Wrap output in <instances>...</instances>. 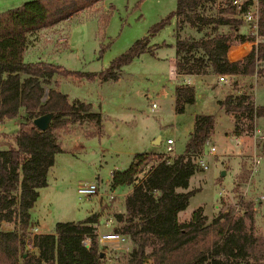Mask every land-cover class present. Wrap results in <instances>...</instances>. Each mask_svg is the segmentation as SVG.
<instances>
[{"label":"trees","instance_id":"trees-1","mask_svg":"<svg viewBox=\"0 0 264 264\" xmlns=\"http://www.w3.org/2000/svg\"><path fill=\"white\" fill-rule=\"evenodd\" d=\"M103 1L29 0L0 12V122L25 113L13 135L16 144L2 148L8 142L0 140V264H108L96 234L98 212L81 221L57 222L54 232L35 234L29 239L35 253L26 249L28 240L24 233L30 225L31 209L40 189L49 184L48 174L56 156L65 151L63 132L84 121L98 126V133L103 131L102 113L90 102L71 100L61 91L57 76L119 80L123 66L145 52L154 54L150 38L172 17L178 23L180 19L189 23L198 32L206 27L212 30L201 38H182L177 34L175 72L179 76L264 74V0H258L261 39L241 60L230 61L228 53L234 41L243 38L238 33L243 23L240 12L247 10L248 4L238 10L231 0H225L216 16L201 14V9L218 0H177L173 12L154 24L147 36L134 42L101 72L71 71L47 61L25 60L29 36L70 20ZM241 52L233 48L231 56H239ZM233 87L219 103L235 118L234 135L242 137L255 129L258 118L264 117V105H258L251 93L240 91L237 82ZM195 102L194 86H176L177 113H184ZM47 113H53L54 117L50 128L42 131L34 119ZM215 127L214 114H197L184 153L169 161L157 153H137L127 169L112 173V188L133 186L125 197V210L113 215L117 222L114 230L128 236L132 248L126 258L121 259L122 254L113 264H264V235L251 231L247 222L254 219L253 203H243L244 213H235L230 208L210 220L204 208L198 207L190 219H179L180 212L198 191L187 189ZM151 163L154 164L150 166ZM109 205L106 203L105 207ZM4 223L16 227L2 229ZM88 237L89 247L83 244Z\"/></svg>","mask_w":264,"mask_h":264},{"label":"rangeland","instance_id":"rangeland-1","mask_svg":"<svg viewBox=\"0 0 264 264\" xmlns=\"http://www.w3.org/2000/svg\"><path fill=\"white\" fill-rule=\"evenodd\" d=\"M26 1L29 0H0V12L18 7ZM225 4V0L207 3L202 7L201 14L216 16ZM176 8L177 0H104L71 20L29 36L25 60L47 61L71 71L101 72L134 42L147 36L154 24ZM180 21L178 23L177 18L172 17L152 36L149 45L154 54L145 52L123 66L119 80L55 78L61 80L60 89L71 100L90 102L94 109L102 113L103 131L98 133V126L84 121L63 132L65 151L56 156L55 165L49 172L50 184L44 188L32 213L33 222L38 223V218L41 222L45 220L42 223L44 231L54 232L59 221L86 219L94 211L100 210V202L104 205L103 210L98 212L100 228L103 232L113 231L117 222L106 226L105 221L116 212L125 210V197L133 186L112 189V173L127 169L137 153L153 152L165 156L168 138L175 139L177 155L184 153L195 116L204 113L216 116L214 133L206 143L203 158H199L205 161L208 168L204 169L199 164L198 171L192 176L187 190L198 191L190 199L188 207L180 212L179 219H190L198 207L204 208L210 220L230 208H234L235 213H244L246 209L243 203H253L254 219H247L248 226L255 234L264 235V117L258 118L255 129L239 137L240 144H237L235 118L227 114L219 103L233 90V83L237 82L240 91L251 93L258 105H264V74L230 77L228 83L221 82L218 75L204 76L202 79L177 77V34L182 38H201L212 31L211 27H206L198 32L189 23ZM238 33L243 38L234 41L235 46L251 43L253 36L257 37V43L261 39L255 34L253 25L244 20ZM185 80H190L191 86L195 87L196 102L188 105L184 113H177L175 88L186 84ZM46 87L49 89V86ZM154 103L157 107L153 111ZM24 114L0 122V140L8 142L2 148L16 144L13 135L19 129V122L24 120ZM212 146L216 147L215 153L210 152ZM256 159L260 163H255ZM93 181L99 183L101 192H108V189L114 191L116 197L111 207H105L108 198L104 195L87 198L79 194L81 184ZM223 190L226 192L221 193ZM37 226L35 224L25 231L26 240H32L38 234ZM8 227L14 228L16 225H1L2 229ZM131 248L128 240L127 244L115 250V256L109 262L115 263L119 259L117 256L122 254L121 259L126 258ZM26 249L36 252L30 242Z\"/></svg>","mask_w":264,"mask_h":264},{"label":"built area","instance_id":"built-area-1","mask_svg":"<svg viewBox=\"0 0 264 264\" xmlns=\"http://www.w3.org/2000/svg\"><path fill=\"white\" fill-rule=\"evenodd\" d=\"M231 2L233 3V5L237 6L238 10H241L244 5L248 4V9L245 11H241L240 16L245 22H248V23L253 25L254 29H256L255 34L258 35L259 1L258 0H231ZM256 44H257L256 40H252V42L251 43L249 42V44L238 45V47H235V48H241L242 52L239 56H231V52H230V57H231V59H233L231 61H237V60L243 59L245 56H247L251 52L252 46L256 45ZM240 57H242V58H240ZM176 75H177V77H180L177 73H176ZM218 77H219V80L221 82L228 83L229 78L234 77V75L220 74ZM185 83L188 85H191L190 80H185ZM156 107H157V104L154 103L152 105V110L154 111L156 109ZM235 141L237 144H240V138L239 137H235ZM175 143H176V141L174 138H168L166 140L167 147H166V151H165L166 152L165 153V156H166L165 159L168 161L177 155L175 153V148H174ZM210 152L215 153L216 147L212 146L210 148ZM201 157L203 158V155ZM202 158L199 160V164L204 169H207L208 166L206 165L205 161ZM255 163H260V160L256 159ZM153 164L154 163H151L150 166H152ZM110 184H111V188H112V183L110 182ZM78 192L81 196H85L87 198H93L95 196L101 197L104 195L108 198V202H113V200L116 197L113 190L108 189V192H101L100 185L97 181H93V182H90V183H87L85 185L80 186L78 188ZM225 192H226V190H223L221 193H225ZM113 223H115V218L113 216L109 217L105 221L106 226L112 225ZM96 226H97L96 234H97L98 241H99L101 248L106 253V261L108 264H113V263H110L109 261L115 256V250H119L123 245L127 244L129 238L125 234H123L121 232H117L115 230H113L111 232L110 231L109 232H107V231L103 232L100 228V226H101L100 222H98V224ZM28 242H29V240H28ZM83 244L85 246L89 247L91 245V238L90 237L86 238L83 241ZM109 255H112V256L109 257ZM117 257H119V256H117Z\"/></svg>","mask_w":264,"mask_h":264},{"label":"crops","instance_id":"crops-1","mask_svg":"<svg viewBox=\"0 0 264 264\" xmlns=\"http://www.w3.org/2000/svg\"><path fill=\"white\" fill-rule=\"evenodd\" d=\"M99 4V3H98ZM86 10H88V9H85V10H83V11H86ZM82 11V12H83ZM81 13V12H80ZM71 20V19H70ZM235 47H238V45L237 46H235V45H233L232 46V48L230 49V51H229V53H228V57H229V60L231 61V60H233V59H231V57H230V52L232 51V49L233 48H235ZM240 58H242V57H240ZM209 75H216V74H206V75H192V76H189V77H194V78H200V79H202V78H204V76L206 77V76H209ZM57 81H61L60 79H58ZM175 94V93H174ZM175 96V95H174ZM175 110H176V107H175ZM220 112H222V110L220 111ZM102 117H103V115H102ZM92 124V123H91ZM193 128H194V126H193ZM193 131V130H192ZM192 131H191V133H192ZM211 138V137H210ZM52 169V168H51ZM48 182H49V174H48ZM87 183H90V182H86V183H84V184H81L80 186H82V185H85V184H87ZM49 184H50V182H49ZM44 188L45 187H43V188H41L40 189V195H39V197H38V202L40 201V199H41V196H42V193H43V190H44ZM100 198V197H99ZM107 203H109V204H111V205H109V206H112L113 205V202H107ZM103 207H104V205L100 202V210L102 209L103 210ZM124 208H125V206H124ZM38 209H39V207H38ZM35 210V206L31 209V220H30V225H29V227H32V226H34L35 224H37L38 226H37V228H38V231H37V233L38 234H47V233H52L53 231L51 230V231H44L43 230V225H42V223L43 222H45V220H43V222H41V220H39V218H38V223L37 222H33L32 221V213H33V211ZM100 210H97V211H94V212H100ZM39 211V210H38ZM4 224H6V225H12V224H8V223H4ZM9 229H13V228H11V227H8V229L7 230H9Z\"/></svg>","mask_w":264,"mask_h":264},{"label":"water","instance_id":"water-1","mask_svg":"<svg viewBox=\"0 0 264 264\" xmlns=\"http://www.w3.org/2000/svg\"><path fill=\"white\" fill-rule=\"evenodd\" d=\"M54 114L47 113L34 119V124L42 131H46L50 128ZM160 142V138L158 140Z\"/></svg>","mask_w":264,"mask_h":264}]
</instances>
